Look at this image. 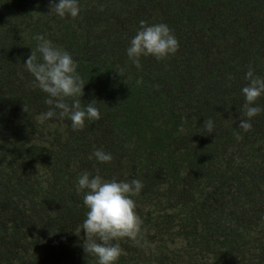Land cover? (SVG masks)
<instances>
[{"label":"trees","instance_id":"trees-1","mask_svg":"<svg viewBox=\"0 0 264 264\" xmlns=\"http://www.w3.org/2000/svg\"><path fill=\"white\" fill-rule=\"evenodd\" d=\"M53 2L0 0V264H98L83 246L85 171L144 185L141 233L112 241L116 264H264V111L239 128L249 67L264 78V0H79L76 18ZM140 21L167 24L179 50L138 69ZM36 35L77 62L99 120L39 122L48 94L25 67Z\"/></svg>","mask_w":264,"mask_h":264},{"label":"clouds","instance_id":"clouds-1","mask_svg":"<svg viewBox=\"0 0 264 264\" xmlns=\"http://www.w3.org/2000/svg\"><path fill=\"white\" fill-rule=\"evenodd\" d=\"M50 8V13H55L61 18L66 15L76 18L81 11L79 0H59L58 3L50 4ZM34 39L38 41V45L36 49H32L25 67L35 77L37 86L48 94L45 103L50 106L47 112L38 117L39 122L43 123L53 117L68 118L73 130H82L86 120H99L101 113L96 107V101L82 107L80 98L84 94L86 84L77 72V62L67 51L55 46L43 35H36ZM179 46L178 38L167 24L149 25L146 21H140V28L130 42L127 55L139 69L142 67L141 56L164 59L174 55ZM245 79L249 83L242 89L246 100L243 109L244 115L249 119H241L239 128L248 132L252 129L250 119L264 111V108L254 106L264 95V78L255 75L250 66ZM137 83H142V79ZM68 98L72 99L71 104L66 102ZM25 111L27 112L26 106ZM203 127L208 134L215 130L211 119H206ZM181 130L183 131L182 128ZM236 136L237 139L241 138L239 133ZM93 155L102 163H110L113 160V156L102 149L95 150ZM91 158L92 156L89 157ZM143 187L139 179L109 181L99 174L92 176L87 171L78 177L77 191L79 193L87 190L83 195V203L89 209L81 225L85 234L83 246L88 255L97 258L98 264H116L125 253L119 243L113 244L112 241L123 238L136 240L141 233L143 221L136 211L137 204L133 197L137 196ZM78 233L79 229L76 234L79 235Z\"/></svg>","mask_w":264,"mask_h":264}]
</instances>
